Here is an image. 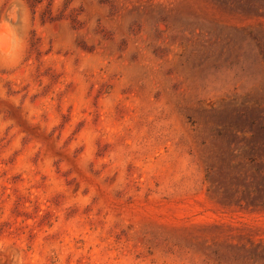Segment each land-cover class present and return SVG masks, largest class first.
<instances>
[{"label":"rangeland","instance_id":"obj_1","mask_svg":"<svg viewBox=\"0 0 264 264\" xmlns=\"http://www.w3.org/2000/svg\"><path fill=\"white\" fill-rule=\"evenodd\" d=\"M0 264H264V0H0Z\"/></svg>","mask_w":264,"mask_h":264}]
</instances>
